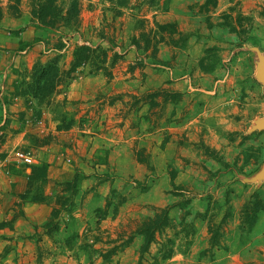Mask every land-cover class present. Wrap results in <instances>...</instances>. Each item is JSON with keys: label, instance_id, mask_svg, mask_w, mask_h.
Here are the masks:
<instances>
[{"label": "rangeland", "instance_id": "rangeland-1", "mask_svg": "<svg viewBox=\"0 0 264 264\" xmlns=\"http://www.w3.org/2000/svg\"><path fill=\"white\" fill-rule=\"evenodd\" d=\"M229 1L234 2L232 7L225 13L218 14L217 17L209 14L210 12L214 13V8L207 10L201 8L200 5L205 0L202 4L196 3L188 7L191 13L207 14V17H204L205 24L195 32H189L190 36H187L186 42L183 41L177 48L168 46V49H164L163 47L160 56L168 57L163 61L164 65L154 66L148 63L144 73H140L138 70L130 72L128 67L139 58V53L128 45L129 38L133 34L134 22L143 16L151 19L154 14H158L157 20L160 22L170 21L168 15L170 14L168 13L170 3L166 11L162 5L154 8L142 5L140 11L122 10V15L114 18L110 5L103 0H81V25L77 31L40 29L43 31L40 35L42 37L32 38L30 42L23 44L21 51L28 48L29 50L27 53L17 54L15 60L20 57L18 60L26 61L36 40H44V48L41 46V56H35L31 64L32 67L38 60L45 62L57 55L58 52L54 51V47L61 43L64 46L59 52L61 66L62 69L67 70L75 45L89 43L96 46L101 44L107 48L106 43L102 42L98 36L101 34L100 32L110 36L111 30L107 25L111 24L116 28V42L122 44L123 49L120 52L123 54V59L112 70V78H107L101 73L89 75L88 70L84 69L83 73L78 71L79 73L74 74L67 84L62 85L58 89V95L51 96L40 104H37L29 96L20 98L26 108V112L23 111L24 113L19 114L20 122H23L25 127L29 126L32 132L40 133L41 137L31 134L24 147L22 145L8 151H1L2 145L0 144V160L6 159L5 168L9 172L7 176L0 175V186L11 185L10 179H13L11 176L14 174L20 176L25 173L26 169L31 172V167H19L13 162V152L19 148L32 154L34 166L42 165L46 166V169L67 167L72 174L79 177V182L75 191L77 194H75L66 185L55 186L57 182H52L49 179L44 184L38 179L32 181V192L47 197L51 201V208L54 207V197H70L71 200L73 199V203L71 206L64 205L58 220V229L53 233V238L47 236L45 229L40 225V227H36L35 234L32 235L36 244V250L32 255L25 254L19 257L15 254L11 256H7L5 253L0 254V264H12L16 259L20 260V264H138L141 240L134 238L128 241V237L131 235L129 232L152 212L153 206L142 203L139 195L146 189L147 180L152 178L153 167L149 165V159L151 158V162L159 160L157 154H152L151 151H149L150 154L147 153L148 151L142 145L151 142L152 147L153 145L158 146L159 136L168 140L176 135V141H174L178 147L176 156H173L168 164V173L171 177L175 175V166H181V162H193L200 166L199 172L203 174V178L206 177L205 181L208 180L212 183L210 175L217 174L212 173L204 166L203 162L208 159L223 162L221 170L231 173L232 178L228 179L230 181L239 174L256 177L264 170V129H254L256 122L264 119V81L259 78L261 65L258 56L254 51H251L253 48L257 49L264 61V0ZM136 3L137 1L132 0L131 7L136 6ZM243 8L248 16L238 13ZM19 9V18L25 20V27H30L33 32L39 29L32 24L28 0H21ZM4 12L9 15L7 0H0L2 17ZM216 18L221 20V25L237 27L238 31H246L242 35L245 42L242 41V38L234 39L235 42L227 40L222 33H216V30L211 33L209 29L214 26V23L210 19L216 20ZM230 33L233 32L230 31ZM193 40H196L195 43ZM190 42H193V45ZM242 48L249 50L248 55H245L248 59L238 60L240 68L232 73V64L242 55ZM164 51H168V53H164ZM34 53L32 51V54ZM32 54H30L31 59ZM18 64L16 71L19 74L28 70L24 62H18ZM182 65L187 67L188 71L190 70L189 76L185 78H182L183 76L178 71ZM219 67L222 73L215 75L216 68ZM19 69L20 71H18ZM201 72L211 74L212 77L207 81L202 80L203 78L195 81ZM196 73L198 74L197 78H192ZM229 77H234V81H230ZM181 81H186V85L184 84L188 91L186 93H189L190 89H195L201 94L204 93L203 90L207 92L218 89L225 91L230 88L234 91L235 108H230L227 116L233 119V126L237 129L225 131L228 133L224 134L226 139L232 138L231 142L239 139V144L237 156L234 158V153L229 154V157L232 158L228 163L222 156V149L217 151L206 145L201 139L192 143L188 142L189 138H197L198 131H195V128H199L200 123L204 126L216 117H207L204 109L208 105L202 99L199 104H194L195 106L191 104V99L183 101L182 93L176 91L173 86ZM164 87L170 88V90L167 89L169 92L180 94V98L175 104L166 103L160 107L150 108L140 101L134 109L129 108L133 99L139 100L145 94ZM69 89L70 100L66 97V92ZM169 95L171 96V94ZM115 98L118 101L112 105L109 104L110 100ZM193 99L196 100L197 97ZM181 104L185 107L183 106V108ZM198 106H203V109L200 110ZM236 107H239V110ZM25 114L29 115L25 116ZM177 114H179V118L175 119ZM71 120L72 124L69 125ZM176 120L187 123L194 122L191 125L193 134L186 136L188 130L181 136L179 133L172 132L174 124L171 123ZM58 125H66L67 130H57ZM220 126L222 125L220 124ZM205 130L208 129L205 128ZM149 135L153 138L147 139L146 137ZM156 135L158 136L154 137ZM208 139L211 140V138ZM145 141L148 142L145 143ZM168 150L172 153L173 149ZM110 151L115 153L111 161ZM226 159L228 158L226 157ZM135 162L137 165L134 169L132 166ZM110 168L115 169L111 175L108 172ZM88 177H92L90 181L86 182L89 186L88 189L97 190L100 185H109L111 179H115L113 182L118 187V191L108 190L107 197L112 192L115 195L109 198V209L102 212L103 215H106L104 220H99L95 211L87 213L82 203H79L80 179L84 180ZM138 177L142 179L144 177L143 185L134 179ZM244 181L246 180L240 177L239 182ZM199 182L204 183V180L201 179ZM26 184V189H29L30 181L27 180ZM7 190L4 196L0 191V215L5 212L4 210L6 212L13 210L14 216H18L23 204L20 199L23 194L14 192L13 187H7ZM256 190H259L260 196L264 198V177L262 181H259V185L254 191ZM198 192L195 191V193ZM213 202L212 211L207 215L218 222L226 211L225 201L223 199L222 205L217 200ZM56 207L59 209L62 208V205L59 204ZM263 215L261 214L260 217ZM177 216L178 214H176ZM173 218L175 219V217ZM229 228V238L226 240L229 248L227 251L217 248L212 256L203 254V251L208 248L209 236L206 229L205 235L199 234L201 240L200 238L193 239L192 245L194 244L199 249L197 248V250L195 247L186 258V262L188 264H264V216L259 227L254 228L251 234L242 240H239L237 226L233 228L229 222ZM83 230L86 232H82ZM166 236H171V232L167 231L162 236H157L156 242L150 246L140 264H170V260L163 261L160 258L162 248L167 243L168 237ZM115 247L114 254L108 258L102 256ZM195 249L197 252L194 254Z\"/></svg>", "mask_w": 264, "mask_h": 264}, {"label": "crops", "instance_id": "crops-1", "mask_svg": "<svg viewBox=\"0 0 264 264\" xmlns=\"http://www.w3.org/2000/svg\"><path fill=\"white\" fill-rule=\"evenodd\" d=\"M203 2L204 0H171L168 12L170 13L168 14L170 16V21L160 22L157 20L158 14H154L153 16L155 20L160 23L174 22L178 26V29L183 33H189L193 31L195 32L196 29H199L202 25L205 24L204 17H207V14H200L198 12L191 13L190 10H188V7L196 3L202 4ZM233 4L234 2L231 3L229 0H218L216 7L213 9L214 13L210 12L209 14L213 15L214 17H217L218 14L225 13L226 11H228ZM238 13H240V15L242 16H248V13L245 12L244 8L238 11ZM210 21L214 23V26L209 29L211 33H213L212 31L216 30V33H222L225 39L231 40L233 42H235L234 39H238L235 33H230L229 26L220 24L221 20L219 18H216V20L210 19ZM24 23V19L11 17L5 12L4 16L0 19V144L2 145L1 151L12 150L17 147H21L22 145L24 147V145H26L27 143V139L30 137L31 134L35 135L36 137H41L40 133L36 134L32 132L31 129H29V126L25 127L23 125V122H20L19 114L26 112L23 100H21L20 97H12V100H10V94L13 91L11 86L14 82L20 79V74L16 71L19 66L18 62H24L27 69L30 70L32 61L34 60L35 56H41V46L44 48V40H36L34 47L29 52V56L27 55V62L24 59H21V61L18 60L20 57L15 60L17 54L27 53V51L29 50L28 48L27 50L21 51V48L24 43L30 42L32 38L42 37L40 36L43 32L42 30L37 29L33 32L30 27H25ZM203 27L205 28L206 25ZM193 41L195 43L196 40ZM190 43L192 44L193 42ZM163 47L164 49H168V46L166 45L161 46L159 49L158 58L162 62L168 59V57L164 58L160 56V51ZM241 50L243 52L241 53L242 55L238 59H235L232 64V73H234L235 70L240 68L238 60L242 61L241 59H248L245 55H248L247 53L249 50L247 48H242ZM32 51L35 53L32 54ZM251 51L254 50L251 49ZM164 53H168V51H164ZM30 54H32V59L30 58ZM255 54L257 55L256 52ZM242 63L240 64L241 66L243 65ZM18 71H20V69ZM178 71H180L181 75L183 76L182 78L189 76L190 70L188 71V68L184 67L183 65L181 68L178 69ZM221 73V68H216L215 75H220ZM197 76L198 74L196 73L192 76V78L196 79ZM210 77H212L211 74H204L201 72L199 74V78L195 81L201 80L200 78H203L202 80L207 81ZM233 78L229 77V80L231 79L230 81H232ZM184 84L186 85V81H181L180 83L177 82L173 84L174 89L182 93L183 101L185 102L186 99H191V104L197 105L202 99L204 100V103L208 105V107H205L204 109V112L207 113V117H216L214 120L208 122L204 126L200 123L199 128H195V131H198L197 138H189L188 142L192 143L201 139L206 145H209L217 151H220L222 149V156L223 158L225 157V162L228 163L229 159L232 158L229 157V154L234 153V158L237 156V147L239 144V139H237V141L235 142H231L232 138L228 140L226 139L225 135L229 131L237 129L233 126V119L227 116L229 112L228 110H230V108H235L234 99L236 98V96L234 95V91L230 88L225 91L221 89H218L216 91L213 90L210 92L203 90L204 93L201 94L195 89H190L192 92L190 91L189 93H186L188 91L185 89ZM166 87H164V89L170 90V88ZM70 96L71 92L69 89L66 92V97L70 100ZM194 97H197V99L194 100ZM236 103L239 104V102ZM181 105L182 107L184 106L183 104ZM198 108L202 110L203 106H198ZM236 108H238L239 110V107ZM26 115L29 114H25V116ZM178 118L179 114L175 116V119ZM39 123L41 122L39 121ZM193 123L194 122L187 123L186 121L179 122L178 120H176L175 122L171 123L174 124V131L172 132L176 134L179 133L181 136L186 130H188L186 136H189L190 134H193V130L191 128V125ZM220 124L222 126H220ZM204 127L208 130H205ZM100 136L102 135L100 134ZM157 136L158 135L154 137ZM235 137L236 135L234 136V138ZM146 138L151 139L153 138V136L149 135ZM208 138H211V140ZM158 139L160 140L158 142V146L153 145L152 147L151 142L148 141H145V143L148 142L147 145L141 144L142 147L146 148L148 152L146 150L145 151L147 153L151 151L152 154H157L159 157V160L155 159L158 160L157 162H151V158L149 159L148 157V159L150 160L149 165L153 167V170L151 171L152 178L147 180L146 189L139 195L140 199H142V203L153 206L152 212L147 216H151L155 209L171 207L169 212L170 216L172 218L175 217V219H177L175 220L173 218L174 222H179L180 219L184 217L185 213L188 212V215L185 217V219L187 222L193 223L196 228V234L194 236V239L197 240L198 238H200L201 240L199 234L205 235L207 229L209 218V215H207L208 207H210L214 203L213 201L215 200H217V202L222 205L223 199L225 201V195L228 194L230 197L229 205L233 214L230 222L232 224V227L235 228L238 225V215L240 209L246 198L252 193V191L257 189L259 181H262L264 174L261 175V173L263 171L257 174L256 177L252 176L254 178L249 177L247 175L239 174L237 177H235V179L230 181L228 179L232 178L231 173L222 171L220 163L208 159L203 162L204 166L209 171H212V173L217 174L210 175V178H212L213 180V182L211 183L208 180L205 181L206 177L203 178V174L199 172L200 166L197 163L180 161L182 165L177 167L175 166L174 168V187H171L170 177L168 173V164H170V159L173 156H176V148H178L176 143L174 144V141H176V135H173L168 140L164 139V137L162 136H159ZM168 149H173L172 153ZM114 154V151H110V161ZM226 157L228 159H226ZM5 160L6 159L0 160V175L2 174L7 176L9 172L5 168ZM110 164L113 165L112 163ZM136 165L137 163L135 162L132 168L135 169ZM114 171V168H110L108 172L111 175ZM29 174L30 170L26 169L25 173L20 176H18V174H14L13 176H11V178H13L10 179L11 185L3 184L4 186H0V191L3 192L2 196L5 195L6 191H8L7 187H13L14 192L24 194V192L27 190L26 183L27 180L29 181ZM73 176L74 174H72L67 167H49L47 169V178L52 182H67L70 181ZM240 177L246 181L239 182ZM91 179L92 177H88L84 180L80 179L81 186L79 188L80 190H78V195H80L79 203H82V205L84 206V210H87V213H90L97 209H102L106 206L108 198L107 194L109 189H115L116 191H118V187L113 182L115 179H111L109 185H100L97 190L88 189L87 187L89 186H87L86 182L90 181ZM134 179H136L137 182H141V184L144 181V177L143 179L139 177ZM201 179L204 180V183L199 182V180ZM196 188H198L199 190H197ZM195 191L199 192L195 193ZM245 196L247 197L243 198ZM184 199L189 200L186 207H182V205H180V202H182V200ZM4 211V215H0V223H10L11 226H6L0 229V254L3 255L5 253L7 256L15 254L19 257H22V255L25 254L32 255L36 250V244L32 238V235L33 233L35 234L36 227H40V225L42 226L48 220L51 212V205L38 204L27 201L23 202L21 206V211H19L20 214L18 216H14L15 213L13 210H9L8 212H6V210ZM176 214H178L177 217ZM181 214L182 216H180ZM263 216L260 217V219L258 220L255 226L256 229L261 224ZM82 232L85 233L86 231L83 230ZM135 239H140V237H136ZM195 247L196 249H199V247L193 244L189 252H187L186 254L176 252L174 256L169 259L170 264H188V262H186V258L189 256L190 252H193V249ZM202 247L204 248V245ZM197 250L194 251V254L197 252ZM16 263L20 264V260L16 259L15 262H12V264Z\"/></svg>", "mask_w": 264, "mask_h": 264}, {"label": "trees", "instance_id": "trees-1", "mask_svg": "<svg viewBox=\"0 0 264 264\" xmlns=\"http://www.w3.org/2000/svg\"><path fill=\"white\" fill-rule=\"evenodd\" d=\"M111 7V12L114 14V18L122 15V10H141V6L146 5L147 7L154 8L162 5L164 11H166L170 0H135L137 1L136 6L131 7L132 0H103ZM21 0H7V10L11 17L19 18ZM29 3V14L31 17L32 24L36 28L50 31L57 30H72L77 31L81 25V0H28ZM217 0H205L200 5L202 9L215 8ZM2 13H0V19ZM133 26V34L129 38V47L133 48L135 52L139 53V58L133 64H129V71L134 72L138 70L140 73H144L148 63L154 66L164 65L158 58L159 49L161 46H171L177 48L183 41L186 42L189 33H183L178 29L175 23H160L155 20L154 16L151 19L145 16L139 17L135 20ZM111 30L110 36H106L103 32H100L99 38L102 42H105L107 48L99 45H92L87 43L77 44L74 46L72 51V60L67 70L62 69L59 52L64 47L61 43L54 47V51L58 52L57 55L51 59L41 62L36 61L30 70H25L24 73L20 74L19 81L17 80L13 84V91L11 97H26L29 96L31 99L40 104L48 100L51 96L58 95V89L62 85H65L71 80L74 74L83 73L84 69L88 70L89 75H96L98 73L103 74L107 78H112V70L116 64L123 59L122 44L116 42V28L111 24L107 25ZM230 31L235 33L238 39L242 38L245 42V38L242 36L246 31H238L234 27H230ZM171 94V96L169 95ZM180 98L179 93L169 92L167 89H156L151 93L145 94L139 100L133 99L132 103L129 104L130 109H134L140 101L144 105L151 107H160L163 104L170 103L175 104ZM116 99V100H115ZM110 100L109 104H114L118 101L117 98ZM37 115V114H36ZM72 124V120L69 125ZM67 130L66 125H58L57 130ZM220 165H224L223 162L218 161ZM31 167L29 174L30 185L29 189L25 191L23 196L20 198L22 202H32L38 204L50 205L51 201L47 197L42 196L40 193L32 192V181L37 180L42 184L48 181L46 166H28ZM170 177L171 187L173 185L174 176ZM79 182V177L74 175L70 181L63 183H55L57 185H66L73 192L76 191ZM75 194H77L75 192ZM73 195V194H72ZM115 195L112 192L111 196L107 198L106 206L102 209L95 210V215L99 220H104L106 215L102 212L109 209L110 201L109 198ZM230 197L226 194L225 207L226 211L221 219L217 222L213 217L208 218L207 234L208 248L203 251L204 255L212 256L214 250L219 248L227 251L228 244L226 240L229 238V222L231 221L232 213L229 205ZM54 207L51 208L50 216L48 220L42 225L47 233V236L53 238V233L58 229V220L60 219L61 212L64 209V205L73 203V199L64 198L63 196L54 197ZM188 199L182 200L180 205L186 207ZM65 203V204H64ZM61 204L62 208L57 209V205ZM171 207H165L162 209H155L151 216H148L139 221L135 228L128 237V241L136 237H140L141 246L139 248V261L145 254L148 253L149 248L156 242L157 236H162L171 232V236H166L167 243L162 248L160 255L161 260L171 259L176 252L186 254L192 246L194 236L196 234V228L193 223L187 222L185 217L188 212L185 213L184 217L179 222H174L170 216ZM212 211V206L208 207L207 213ZM264 214V198L259 194V190L253 191L244 201L239 215L237 232L239 240L244 239L245 236H249L255 228L259 217ZM206 217V215H205ZM10 227V223H0V229L3 227ZM76 237V236H75ZM116 251V247L110 249L107 254H102L104 258H108Z\"/></svg>", "mask_w": 264, "mask_h": 264}, {"label": "built area", "instance_id": "built-area-1", "mask_svg": "<svg viewBox=\"0 0 264 264\" xmlns=\"http://www.w3.org/2000/svg\"><path fill=\"white\" fill-rule=\"evenodd\" d=\"M12 160L19 167L20 166L28 167L34 165L33 156L27 150H22V149L14 150Z\"/></svg>", "mask_w": 264, "mask_h": 264}, {"label": "water", "instance_id": "water-1", "mask_svg": "<svg viewBox=\"0 0 264 264\" xmlns=\"http://www.w3.org/2000/svg\"><path fill=\"white\" fill-rule=\"evenodd\" d=\"M253 50L257 53V56H258V59H259L260 65H261V72H260V74H259V78H260L262 81H264V61L262 60L259 51H258L257 49H254V48H253ZM254 129H258V130H260V129H264V119H262V120H258V121L256 122V126L254 127ZM263 174H264V170H263V172L261 173V175H263Z\"/></svg>", "mask_w": 264, "mask_h": 264}]
</instances>
